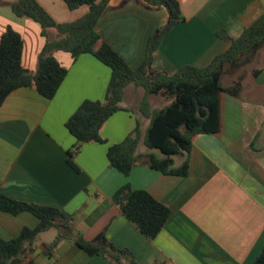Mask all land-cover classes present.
<instances>
[{
	"label": "crops",
	"instance_id": "0c3cea01",
	"mask_svg": "<svg viewBox=\"0 0 264 264\" xmlns=\"http://www.w3.org/2000/svg\"><path fill=\"white\" fill-rule=\"evenodd\" d=\"M177 1L184 19L152 54V68L167 75L187 65L208 66L230 46L220 34L236 39L264 13V0ZM167 19L164 7L147 10L142 0H109L95 31L101 42L136 69L144 61L148 39ZM7 27L20 34L21 66L34 73L45 44L40 26L32 20L21 26L0 16V38ZM49 35L55 39L57 33L50 29ZM53 56L67 72L52 99L32 88H19L0 106V192L65 211L85 240L104 233L137 264H253L264 245V53L256 57L260 66L251 77L240 80L237 96L219 93L218 132L194 135L189 153L173 158L175 167L187 160L183 177L143 164L128 175L109 166L108 147L121 143L136 119L142 136L147 128L148 120L137 116L130 105L139 113L140 102L148 97L151 109L162 108L155 95H146L144 89L141 95L140 87L132 84L124 88L125 110L112 114L100 131L105 143L80 146L72 158L79 172L74 171L67 157L75 139L65 123L83 101H103L111 69L91 54L75 60L64 51ZM146 152L141 139L139 153ZM124 185L147 192L168 208V219L154 239L143 236L113 202ZM37 224L30 213L0 211V239L16 238L24 227L33 229ZM41 235L20 264H114L87 255L68 241L48 258L44 245L52 240Z\"/></svg>",
	"mask_w": 264,
	"mask_h": 264
},
{
	"label": "trees",
	"instance_id": "16d2710c",
	"mask_svg": "<svg viewBox=\"0 0 264 264\" xmlns=\"http://www.w3.org/2000/svg\"><path fill=\"white\" fill-rule=\"evenodd\" d=\"M62 1L71 11L82 6H86L87 11L71 22L56 23L36 0H17L12 4L11 10L16 17L30 19L40 26L46 42L38 54L36 70L31 73L21 66L23 42L20 34L11 27L6 28L0 38V106L19 88H32L45 99L53 98L67 72L54 58V52L70 53L73 60L81 54H91L111 69V77L103 101H83L65 123L75 139L73 150L68 152V165L79 172L72 161L79 147L105 143L100 131L112 114L125 110L122 106L124 88L132 84L142 87L146 95L161 94L171 102L158 109H151L146 98L140 102L139 114L148 120L147 128L142 136L140 121L136 119L132 132L121 143L108 147L109 166L123 175H128L137 164H143L165 175L185 176L187 160L175 167L173 158L189 153L194 135L218 132L219 93L237 96L241 87L240 81L224 87L221 78L225 73L233 75L248 66L264 47V13L236 39L220 34L230 46L208 66L187 65L167 75L152 68V54L167 32L184 19L177 0H142L147 10L164 7L168 19L148 39L144 61L136 69L101 42L95 31L96 24L108 11L109 0ZM50 29L56 31L55 39L48 40ZM141 139L146 153H139ZM112 200L123 216L148 239L157 236L169 216L166 206L147 192L134 191L128 185L118 189ZM0 211L11 215L30 213L38 220L35 228L24 227L16 238L0 239V264H20L38 237L50 231L56 234L51 243L44 245L43 254L48 258H52L61 242L68 241L89 256L98 255L114 264H137L127 250L116 249L104 233L94 240H85L73 229L71 215L61 209L18 201L0 192ZM253 264H264V245Z\"/></svg>",
	"mask_w": 264,
	"mask_h": 264
},
{
	"label": "rangeland",
	"instance_id": "374dc122",
	"mask_svg": "<svg viewBox=\"0 0 264 264\" xmlns=\"http://www.w3.org/2000/svg\"><path fill=\"white\" fill-rule=\"evenodd\" d=\"M17 0H0V16L9 19L12 21H15L19 23L21 26H25L26 21H30L27 18H18L16 17L12 10L11 6L13 3H15ZM40 3V5L45 8V10L48 12V14L53 18L55 22L59 23H65V22H71L75 20L77 17H79L83 11L87 8L86 6H83L81 8H78V10H69L65 3L62 0H36ZM45 38V37H44ZM48 40H52V38L49 35V30L47 34ZM46 42V38H45ZM264 53V47L260 49V51L257 53L256 57L259 55H262ZM255 59L246 67L240 69L235 74H227L225 73L224 76L221 78V83L223 86H231L234 82L240 81L242 79H249L251 77V72L254 68L259 67L258 64L259 60ZM139 91H141V95H143V88H139ZM149 96V95H148ZM147 102H149V98L147 97ZM171 102L170 98H166L161 94L155 95V103L158 105V107H165ZM132 110L136 112V115L139 116L137 107H133L130 105ZM139 118V117H138ZM53 232H47L41 235L44 240L50 241L53 237ZM51 237V238H50Z\"/></svg>",
	"mask_w": 264,
	"mask_h": 264
}]
</instances>
